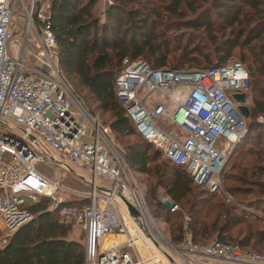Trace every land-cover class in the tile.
<instances>
[{
	"label": "built area",
	"instance_id": "1",
	"mask_svg": "<svg viewBox=\"0 0 264 264\" xmlns=\"http://www.w3.org/2000/svg\"><path fill=\"white\" fill-rule=\"evenodd\" d=\"M46 12L39 0H0V247L32 219V206L45 201L61 222L81 226L84 264H178L167 249L180 264H264V255L216 238L194 242L185 216L179 242L160 233L113 132L64 77ZM247 87L246 69L232 60L176 70L123 59L114 79L139 134L208 192L217 191L226 158L247 133L232 98ZM154 92L175 108L155 102L147 109L139 94ZM158 118L179 134L162 131ZM257 120L264 125L263 117ZM50 167L57 178L47 173Z\"/></svg>",
	"mask_w": 264,
	"mask_h": 264
},
{
	"label": "trees",
	"instance_id": "2",
	"mask_svg": "<svg viewBox=\"0 0 264 264\" xmlns=\"http://www.w3.org/2000/svg\"><path fill=\"white\" fill-rule=\"evenodd\" d=\"M39 1L47 3V23L64 77L90 112H98L101 118L107 115L100 121L113 132L129 167L147 176L145 202L153 218L171 221V242H179L180 219L185 214L194 242L216 238L264 255V230L245 223L242 231L240 212L221 196L211 202L215 193L196 185L183 167L164 158L143 138L114 90L123 59L176 70L239 62L248 73L247 133L235 144L221 176L230 198L251 193L253 188L264 193V166L258 164L264 162V125L257 120L264 118V0H108L100 15L94 11L97 0ZM186 29H201L206 37L201 44H182L179 33ZM216 33L222 36L218 41ZM249 140L255 141L254 146L260 144V149L249 144L244 150ZM252 154L255 158H246ZM173 204L178 209L171 211ZM45 206V201L33 205L32 219L6 239L0 247V264H84V245L66 239L69 224Z\"/></svg>",
	"mask_w": 264,
	"mask_h": 264
},
{
	"label": "rangeland",
	"instance_id": "3",
	"mask_svg": "<svg viewBox=\"0 0 264 264\" xmlns=\"http://www.w3.org/2000/svg\"><path fill=\"white\" fill-rule=\"evenodd\" d=\"M105 3H107V0H97L96 1L95 7H94V11H95V13L97 15H100L101 10L103 9V6H104ZM44 4H46V2H44ZM195 14H196V12L194 14H188V15H190L189 18L194 17ZM18 21H19V23L21 22V20H18ZM171 34H173V32ZM179 34L182 37L181 38V43L182 44L185 43V42L187 43L189 41L191 43H195V44L199 43V44H201L200 39L202 40V37H206V34L201 29L196 30L195 32L193 30L186 29V30L181 31ZM215 35L217 36L216 41H218V39L222 37V36H219L218 33H216ZM19 36H21V33H19ZM201 52H202V54H206V50L205 49H203ZM209 54H210L212 59H214L216 57L215 54L212 51H210ZM232 58L235 59L236 57L232 56ZM139 95L141 96V98L143 100V104L147 107V109H149V106L153 105L155 102H161V103H164L166 105L169 104V106H168L169 110H172V109L175 108V105L173 104V102H171V101L169 102V100L167 98H163L162 96L159 95V93L154 92L151 95H144V94H139ZM244 103H248L247 100H245ZM87 110H88V108H87ZM90 113L94 114V115H97L100 120H104L107 117V115H105L104 117H102L103 118L102 119L98 112H94V113L90 112ZM156 123H157V126L162 131H164V132H166L168 134H171V135H178L179 134V132L176 129V127L174 125L170 124L167 121V119H165V118H158L156 120ZM129 138L132 139V137H129ZM116 143H117L118 148L123 152V149H122L121 145L118 143V141ZM254 143H255L254 140H253V142H252V140H249L247 145H245L244 150L247 149V148H250V147H248L249 144L252 145L254 150L260 149L261 145L260 144H256L254 146ZM252 156H253V158H255V156L253 154L249 155L246 158L252 160ZM228 157L226 158L225 164L228 161ZM256 164H257V162H256ZM258 164H261V165L264 166V162H258ZM51 165L54 166V164H51ZM38 168L43 170L44 166L43 165H39ZM75 170L76 171H81L77 167L75 168ZM132 172H133L134 177L137 180L138 184L140 185V188L144 192V187H145V182H146L147 176L145 174L138 173V172H135L133 170H132ZM47 173L51 174V176L53 178H57L58 177V174H57L56 170L53 169L52 167L47 169ZM72 179H73V177L69 174L67 176V179L64 182L68 183V181L72 180ZM261 180H264V175H261ZM69 185H74V184H69ZM253 190L254 191L251 192V193L235 194V195H233V197L230 198L229 195L224 190V181H223L222 176L220 175L219 187H218L217 191L212 192V193H215L217 196L212 198L211 202H214L216 199L220 198V196H221L225 204L233 205L236 208L235 211L238 212V213L240 212V214L244 218V222L241 225L242 231L246 230L245 223L246 224H251L252 228H258V229H263L264 230V193L259 192L255 188H253ZM159 197H160V199L162 201H167V198H164L163 195H160ZM226 198H228V201L226 200ZM184 216L187 217L185 214L182 215V217L180 219L181 220V224H183L184 221H185ZM187 220H188V217H187ZM155 222H156V225L158 226V228L160 230V233L168 241L171 242L170 235H169V228H168L171 221L170 222H164V220L161 219V218H155ZM68 224H69V228L66 230L64 237L66 239L76 240V241L80 242L82 245H84V237H85V235H84V232H83L81 226L79 224H75V223H68ZM0 234H2V233H0ZM5 238L7 239L8 237H5ZM261 248H262L261 251H263L264 250L263 246ZM166 253L171 254V256L174 258V261L176 263H178V264L181 263V260L175 254V252H172V251L167 249Z\"/></svg>",
	"mask_w": 264,
	"mask_h": 264
},
{
	"label": "water",
	"instance_id": "4",
	"mask_svg": "<svg viewBox=\"0 0 264 264\" xmlns=\"http://www.w3.org/2000/svg\"><path fill=\"white\" fill-rule=\"evenodd\" d=\"M233 100L239 104L238 109L240 110L241 114L246 115L247 107L245 106V94L243 93H235L232 95ZM129 211L132 215H135L134 210L131 207H128Z\"/></svg>",
	"mask_w": 264,
	"mask_h": 264
}]
</instances>
